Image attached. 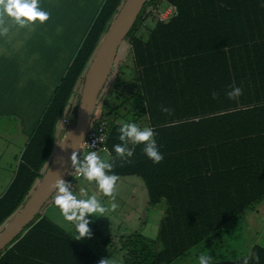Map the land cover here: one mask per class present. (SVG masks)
Here are the masks:
<instances>
[{"label": "trees", "instance_id": "16d2710c", "mask_svg": "<svg viewBox=\"0 0 264 264\" xmlns=\"http://www.w3.org/2000/svg\"><path fill=\"white\" fill-rule=\"evenodd\" d=\"M124 2L100 3L66 73L28 132L14 179L0 198V226L24 205L48 169L60 147L54 146L56 132L74 133L84 75ZM162 3L175 9L166 21L156 13ZM149 19L154 25L143 33ZM124 43L132 55L135 92L125 96L120 91L122 83L129 84L118 70L108 87L116 98L107 113L104 102L93 119L108 125L107 152L102 153L110 155L114 166L107 174L140 178L149 207H163L164 214L156 239L139 233L120 239L122 261L173 264L217 238L264 200V0H149ZM116 64L120 69L122 63L115 60ZM229 86L242 88V95L228 99ZM134 98L137 106L126 120L119 110ZM123 122L154 130L163 155L159 164L147 158L143 145L135 146L131 158L116 157L113 145L120 143ZM245 259L248 264H264V247L253 246L245 258L211 264H244ZM100 260L88 246L40 215L0 256V264Z\"/></svg>", "mask_w": 264, "mask_h": 264}, {"label": "rangeland", "instance_id": "374dc122", "mask_svg": "<svg viewBox=\"0 0 264 264\" xmlns=\"http://www.w3.org/2000/svg\"><path fill=\"white\" fill-rule=\"evenodd\" d=\"M127 1V0H126ZM103 4V0H101ZM125 3V2H124ZM101 4V5H102ZM123 6V5H122ZM168 5L162 3L159 11L166 10ZM154 25V21L149 19L142 28L143 33H147ZM117 62L122 63L121 68L116 64L112 72L105 89L103 90L94 113L97 109L101 110L104 102L107 106L103 108L107 113L108 106L113 103L117 94H111L108 92L112 79L117 75L119 70L123 73L122 77L125 83L129 84V87L124 86L122 83L120 91L128 96L132 92H135L134 88V73H133V60L132 55L128 54V46L126 43L119 48L116 59ZM121 65V64H120ZM133 67V68H132ZM118 76H116L117 78ZM118 79V78H117ZM82 85L80 86V90ZM116 101V100H115ZM119 102V101H118ZM74 104V103H73ZM137 106V101L134 98L123 110H119L122 114H126L124 119L128 120L130 114L128 111ZM123 111V112H122ZM59 129H63L64 121H60ZM127 123V122H123ZM5 128V149L3 153H22L28 138L23 134H17L14 130H17V126L4 125L0 126ZM62 132V131H61ZM72 138L71 134H62L59 131L56 132L55 145L62 144L64 141H69ZM1 153V152H0ZM84 152L79 153L78 158L82 159ZM100 158L106 162L109 161L110 155L107 153H99ZM55 156L53 152L52 158ZM20 154L13 165V173L0 174L3 182L0 183V198L6 193L7 189L11 185V182L15 176L17 165L19 162ZM11 160V155L6 161ZM8 169V168H6ZM73 169L71 167L70 175ZM11 178L9 185L6 186L8 180ZM74 186L71 190L77 195L78 199H87L92 195H96L98 200L107 209L104 213L105 217L89 216L91 221L88 227L91 230V238L85 237L78 240L82 244L88 246L90 251L94 252L100 259H111L113 264H123L122 254L120 249V239L122 237L132 235L135 233L142 234L149 239H156L158 236L159 226L161 222L162 214L156 208L148 207L146 198L147 191L143 181L137 177L119 178L114 189V200L112 197H105L102 192L99 191L95 181L88 182L84 178L72 179ZM29 198V197H28ZM115 203L117 207L112 209L111 205ZM40 216L46 217L52 222L59 225L65 232L73 237L75 229L72 227V222L65 221L60 213V210L54 204V196L42 209ZM143 223V225H142ZM9 225V221L4 223L0 227V232ZM255 245L264 247V200L256 204L248 212L244 213L238 220L233 222L226 230H224L217 238L210 240L205 244H201L194 250H192L187 256L174 262L173 264H199V257L201 255L211 256L212 262L217 261H232L240 258H245Z\"/></svg>", "mask_w": 264, "mask_h": 264}, {"label": "crops", "instance_id": "0c3cea01", "mask_svg": "<svg viewBox=\"0 0 264 264\" xmlns=\"http://www.w3.org/2000/svg\"><path fill=\"white\" fill-rule=\"evenodd\" d=\"M100 3L101 0H38V9L49 13V19L23 28L6 14L3 16L9 31L0 36V126H17L14 132L28 138V132L40 119L66 73ZM5 132V128L0 127L1 175L14 174L13 165L18 155H22L3 153ZM10 155L11 160L6 161ZM145 200L148 205V194ZM156 210L161 212L162 220L164 208Z\"/></svg>", "mask_w": 264, "mask_h": 264}, {"label": "clouds", "instance_id": "9594fccd", "mask_svg": "<svg viewBox=\"0 0 264 264\" xmlns=\"http://www.w3.org/2000/svg\"><path fill=\"white\" fill-rule=\"evenodd\" d=\"M11 18L19 27H27L39 21L43 24L49 19V13L38 9V0H0V36L7 35L9 29L5 26L3 16ZM230 90L226 92V96L230 100H236L242 95V88L229 86ZM214 99L217 93L213 92ZM146 105V102H145ZM162 111L168 112L167 108ZM118 139L120 143L113 145L116 157L124 160L126 157L131 158L134 154L135 146L143 145V153L154 164H159L163 160V155L159 152L155 141V132L152 128L146 127L141 129L135 123H123L118 130ZM87 146V143H84ZM131 144L133 147H129ZM92 147V146H90ZM80 149V148H79ZM81 150V149H80ZM79 152L73 151L71 155L72 173L82 176L86 181H95L100 192L105 197L114 198V189L119 180L116 174H107L113 171V163L106 162L100 158L97 151H89L81 158H78ZM54 192V204L60 210L65 221L72 222L75 229L73 239L81 240L85 237L91 238V230L89 216L105 217L107 209L98 200L96 195H92L87 199H78L77 195L71 190V185L63 179L59 178L51 186ZM112 209L117 205L112 203ZM258 261V256L255 257ZM212 257L201 255L199 264H211ZM99 264H113L111 259H101ZM244 264H248L245 259Z\"/></svg>", "mask_w": 264, "mask_h": 264}, {"label": "water", "instance_id": "95a60500", "mask_svg": "<svg viewBox=\"0 0 264 264\" xmlns=\"http://www.w3.org/2000/svg\"><path fill=\"white\" fill-rule=\"evenodd\" d=\"M148 1L127 0L108 27L107 33L84 75L72 138L62 142L37 187L31 192L24 205L7 220L9 225L0 232V256L24 231L26 232L28 226L40 215L42 209L54 196L51 186L56 180L61 178L66 181L72 167L71 155L74 150L80 153L83 140L93 121L97 102L113 70L118 50ZM67 146H69L68 152L59 160L60 153Z\"/></svg>", "mask_w": 264, "mask_h": 264}, {"label": "built area", "instance_id": "2783aa9c", "mask_svg": "<svg viewBox=\"0 0 264 264\" xmlns=\"http://www.w3.org/2000/svg\"><path fill=\"white\" fill-rule=\"evenodd\" d=\"M175 9L173 7H168L166 10L163 12L159 11L156 12L157 16L160 21H166L170 18V16L174 13ZM99 120L96 117L93 119L91 126L83 140V143L81 145V152H84L86 154L89 151H97V153H102V152H107V122L106 121H97ZM96 122L100 123V126L96 128ZM92 146H87L86 144ZM82 176L76 175V174H71L69 173L66 182L71 185V188L74 186L73 180L72 179H80Z\"/></svg>", "mask_w": 264, "mask_h": 264}]
</instances>
